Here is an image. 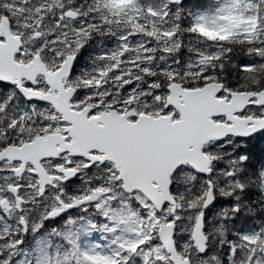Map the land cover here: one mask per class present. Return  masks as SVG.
<instances>
[{
    "label": "snow or ice",
    "instance_id": "1",
    "mask_svg": "<svg viewBox=\"0 0 264 264\" xmlns=\"http://www.w3.org/2000/svg\"><path fill=\"white\" fill-rule=\"evenodd\" d=\"M0 264H264V0H0Z\"/></svg>",
    "mask_w": 264,
    "mask_h": 264
},
{
    "label": "trees",
    "instance_id": "2",
    "mask_svg": "<svg viewBox=\"0 0 264 264\" xmlns=\"http://www.w3.org/2000/svg\"><path fill=\"white\" fill-rule=\"evenodd\" d=\"M191 3L195 4H203L204 6H207V4L210 2V0H190Z\"/></svg>",
    "mask_w": 264,
    "mask_h": 264
},
{
    "label": "rangeland",
    "instance_id": "3",
    "mask_svg": "<svg viewBox=\"0 0 264 264\" xmlns=\"http://www.w3.org/2000/svg\"><path fill=\"white\" fill-rule=\"evenodd\" d=\"M115 2H116V3H126L127 0H115ZM220 32H222V33H226V32H230V30H229V29H223V30H221Z\"/></svg>",
    "mask_w": 264,
    "mask_h": 264
}]
</instances>
